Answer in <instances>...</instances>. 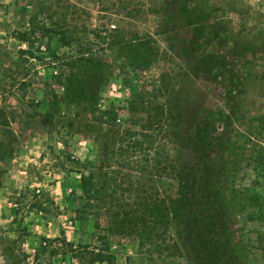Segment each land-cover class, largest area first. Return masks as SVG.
Returning a JSON list of instances; mask_svg holds the SVG:
<instances>
[{
    "label": "rangeland",
    "instance_id": "1",
    "mask_svg": "<svg viewBox=\"0 0 264 264\" xmlns=\"http://www.w3.org/2000/svg\"><path fill=\"white\" fill-rule=\"evenodd\" d=\"M192 1L205 3L209 22L219 23L221 39L214 47L226 61L225 86L211 75L196 76L192 71L197 54L187 43L191 28L169 6V0H59L58 5L54 0H0V111L9 132L2 134L0 129V140L11 141L0 159V264H96L90 260L97 252L108 257L110 264L152 263L138 239L118 234L108 222L117 210L116 200L131 202L133 195L115 192L112 182L99 200L97 195L83 199L79 188L81 174H97V165L104 164L102 172L130 175L133 189L144 183L143 189L155 190L160 197H175L174 181L158 173L149 181L147 173L141 174L143 152L129 158L124 168L118 164L119 157L109 162L97 157V124L90 123L85 109L113 105L118 129L138 132L146 116L129 114L126 108L136 92L149 95L151 103L167 111L168 133L157 134L156 147L165 149L171 159L178 153L179 161L206 168L217 177L229 263L264 264L256 240L264 234V226L247 221L245 211L241 213L238 207L241 189L252 182L264 197V170L258 174L261 168L248 160L254 145L264 154V0ZM164 3L168 5L163 7ZM41 4L65 14L55 20L57 27L97 30L94 51L103 61L102 71L83 72L88 70L83 68L73 81L82 92L87 91L86 97L95 95L93 100L83 101L73 94L66 98L63 80L69 71L64 61L74 56L71 42L69 48H61L55 35L37 32L33 58L18 53L26 45L14 38L15 33L28 28V19L34 18ZM41 18H36L40 25L54 27L53 19ZM101 37L111 42L104 44ZM145 43L152 48L155 61L137 68L142 63L135 51H144ZM98 75L103 78L98 80ZM223 89L233 91L231 97ZM204 109L220 110L230 121L216 124L215 139L205 151L211 161L200 163L202 150L193 135ZM179 225L173 220L167 236L178 243L180 253L167 257L170 252L165 251L161 258L152 254L154 264H201Z\"/></svg>",
    "mask_w": 264,
    "mask_h": 264
},
{
    "label": "trees",
    "instance_id": "2",
    "mask_svg": "<svg viewBox=\"0 0 264 264\" xmlns=\"http://www.w3.org/2000/svg\"><path fill=\"white\" fill-rule=\"evenodd\" d=\"M53 3L58 5L59 0H54ZM168 4L173 9L175 8V11L184 20V24L191 28L192 38L187 43H189L193 52L197 54V57L193 58L192 71H195H193L194 74L196 76L211 75L212 80L220 86H225V81H227L226 61L223 55L214 47V42L221 39L222 33L217 30L218 22L214 21L212 24L209 22L210 12L208 6L205 3L193 2L192 0H169ZM167 5L164 3L163 7ZM48 10H52V8L47 7V5H38L35 9L34 18L28 19V28L25 31L15 33L14 38L26 45V49H19L18 53L33 58L31 48L34 42L33 36L37 32H47L55 35L57 44L61 48H69L71 42L75 47L74 56L67 57L64 61L65 69L69 71V74L65 75L63 80L66 98L69 97L70 99V94H73V98H79L83 101L84 99L93 100L95 95L86 97L85 93L87 91L82 92L73 81L83 68L88 69L83 72L93 71L99 74L102 71L103 61L101 62L97 58L94 51L95 40L98 36L97 30L83 26L84 28L78 31L76 25L57 27L58 23L55 20L60 19L59 15L65 16V14L56 9L48 14ZM38 16L43 17L41 20H44V18L46 20L53 19L52 24L54 27H46L43 23L40 25L36 21ZM90 35L92 37H89ZM100 40L103 43L107 42L108 45V37H101ZM135 52L141 58L139 62L142 63L137 68H143L144 64L155 61V54L152 53L149 44H146L144 51L137 49ZM101 78L103 76H97L98 80ZM72 86L75 87L73 91H71ZM223 92L226 96L231 97L233 91L223 89ZM96 98L98 103L99 96L97 95ZM148 98L149 95L145 97L143 93L136 92L132 98L127 100L126 108L129 114L143 113L146 116V119L140 125L141 130L138 132L129 129H118L119 126L116 124L117 112L113 105L106 109H99L98 106L95 109L91 105L90 108L85 109V112L91 117L90 123L97 124L94 130L96 132L94 140L99 149L97 157L106 159L108 162L115 157H119L121 159L118 164H121L120 167L124 168V166H129V158L143 152L146 157L139 169L141 174L147 173L145 176L149 181H152L155 173H158L159 177L163 176L174 181L176 183L175 197L171 199L160 197L155 190L143 189L144 183L141 184L142 187L136 186L133 189L130 175L114 171L102 172L104 164L97 165V174L91 172L88 175H80L81 197L91 199L96 198L97 195V200H99L102 197L101 193L105 194L106 186L111 185L112 182L115 192L119 191L122 196L132 194L131 202L128 198L116 200L117 210L109 215L108 222L118 234L132 235L138 239L139 246L145 248L149 254V259L152 260L151 264H154L152 254H157V258H161V253L165 251L170 252L166 255L167 257L180 253L178 243L168 237L170 236L168 235L170 224L173 220H176L186 233L187 241L190 242L191 248L197 254L201 264H230L227 257L229 246L227 247V241L225 242L222 237L224 222L220 211L221 191L217 182L218 179L213 172H208L206 168H194L184 161H179L178 153L174 159H171L165 149L156 147L157 134L164 135L168 133L164 125L167 111L160 104L151 103ZM229 109L231 110V107ZM204 110V117L194 129L193 135L194 142L200 145L202 150L203 157L198 159L200 163H204L205 160L211 161L205 151L215 139L213 134L219 125H227V122L230 121V116L225 115L220 110ZM73 116L78 117L76 114ZM138 118L139 122L142 121L141 117ZM0 129H2V134H9L6 118L1 115V111ZM174 138L178 140L177 135ZM10 143L11 141L4 144L0 140V159L10 149ZM170 144L174 143L170 142ZM219 145V150H222L223 143L219 142ZM157 148H159V152H157ZM123 155L127 156V159H123L125 158ZM248 160H252L255 168H261L258 174L263 173L264 154L262 148L252 146L248 151ZM118 179H122L119 184L116 182ZM256 185V182H252L251 186L241 189L240 197H238V207L241 213L246 212L244 214L247 215V221H255L257 224L260 223L264 226V197L255 191L254 186ZM208 235L211 236L207 237ZM256 240L259 244V250L264 253V234L257 236ZM81 248L86 249L87 247L83 246ZM108 259V257L97 252L93 253L90 262L110 264Z\"/></svg>",
    "mask_w": 264,
    "mask_h": 264
}]
</instances>
